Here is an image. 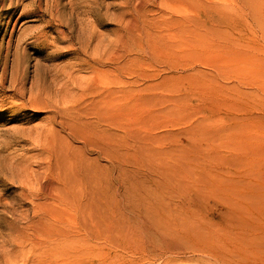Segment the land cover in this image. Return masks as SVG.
I'll return each instance as SVG.
<instances>
[{
  "label": "rangeland",
  "instance_id": "rangeland-1",
  "mask_svg": "<svg viewBox=\"0 0 264 264\" xmlns=\"http://www.w3.org/2000/svg\"><path fill=\"white\" fill-rule=\"evenodd\" d=\"M207 3L215 4L217 10L209 13ZM142 4L147 9L140 10ZM247 5L245 0H0V264H89L100 251L93 243L91 256L83 250L66 257L67 248L62 249V243L59 244L62 233L71 224L72 214L53 204L48 193L53 186L63 183L58 173L67 166L56 155L55 149L63 139L51 129L53 110L44 108V97L41 96L40 103L34 95L42 90L74 109L92 99V82L98 75H104L107 83L114 85L111 89H128L137 80L139 97L149 92L145 90L149 84H154L157 100L169 97L173 102L170 114L175 124L166 128L156 125L154 132L145 131L142 136L147 137L149 132L166 134L168 140L160 144L170 150L173 160L168 161L176 163L179 154L192 156L182 148L186 143L184 148L190 146L187 135L178 137L180 132L186 134L191 124L202 121L207 129L223 131L216 137L227 146L237 142L232 128L239 125L237 136L247 149L239 150L238 155H248L251 148L246 165L252 160L257 165L251 175H264V26L260 24L264 19V0H248ZM199 17L208 19V23L195 27L181 22ZM176 66L188 68L182 78L171 72ZM151 75L156 77L148 79ZM115 77L124 84H114ZM21 86L25 88L23 95L17 90ZM39 104L41 108L37 107ZM236 118L250 120L236 124ZM176 140L180 147L174 143ZM75 145L81 148L79 142L73 144L72 155L79 156L81 149ZM171 148H176L177 153ZM226 152L221 153L228 155ZM88 154L90 159L96 157L93 152ZM99 165L105 168L106 162L101 160ZM189 167L194 170L191 164ZM123 169L128 177L129 167ZM193 172L204 175L200 169ZM123 187L136 190L130 180ZM139 187L150 192L157 186L143 182ZM260 187L257 194L246 190L254 205L241 210L247 212L246 224L235 222L244 219L227 215L226 208L214 215L205 209L198 211L202 219H195L203 228L208 227L206 236L220 232L215 236L218 242H225L226 234L228 239H243L238 225H255L248 235L264 252V214H258V208H264V184ZM105 191L108 202L115 203L119 193L116 188L111 185ZM208 225L214 226L217 233ZM255 261L254 264H264V253ZM174 264L201 263L178 260Z\"/></svg>",
  "mask_w": 264,
  "mask_h": 264
},
{
  "label": "bare ground",
  "instance_id": "bare-ground-1",
  "mask_svg": "<svg viewBox=\"0 0 264 264\" xmlns=\"http://www.w3.org/2000/svg\"><path fill=\"white\" fill-rule=\"evenodd\" d=\"M152 1L155 2V0ZM245 1L248 7V0ZM206 5H209L206 6L209 13L217 10L213 3ZM139 7L140 10L147 9L144 4ZM207 20L199 17L198 20L182 19L181 22L200 27V24L208 23ZM209 22L213 23L212 20ZM260 24L264 26L263 18ZM262 31L264 32V29ZM187 70L186 66L171 68V72L177 78H182L183 72ZM103 76L98 75V78H95L97 80L92 82L94 83L91 87L92 99L85 100L83 104L80 103L78 107L76 105L74 109L64 101L54 100L48 95L47 90L34 93L40 103L41 96L44 97L46 102L44 108L53 110L54 120L51 123L53 124L51 129L61 135L60 140L63 139V142L61 141L62 143L55 149L60 162L67 166L58 173L63 183L51 186L52 189L48 195L53 204L63 207L72 214L71 224L67 227L66 233H62V239L59 242V244L62 243V249L67 248L65 256L70 257L83 250V253L91 256L94 252L91 249L94 243L100 248L94 258L98 262L93 259L89 264H174V261L178 260L195 261L201 264H254L255 259H261L264 252L248 235V231L255 225L248 227L238 225V230L241 229L244 236L243 239H228L229 234H223L228 238L223 239L225 242H218V238H215L218 233L212 228L214 226L208 225L217 233H211L213 235L211 237V235L206 236L208 227L205 229L203 225L197 223V220L202 219L199 217L201 212L198 214L201 209L214 215L218 214L222 208L229 211L227 215L242 216V220L244 219L242 222L233 219L235 222L244 224L249 222L245 218L247 212L241 213V210H246L249 204L254 206L248 200L246 190L249 189L257 194L256 191L260 190V185L264 184V175H251L254 172V166L257 165L253 164L252 160L246 165L251 148H248L250 151L248 155H238L239 150L247 149V146L243 148L239 142L241 126L232 128L233 137L237 142L233 141L227 146L216 137L223 131L207 129L200 123L202 121L191 124L189 129L185 130L186 134L180 132L178 137L187 135L190 148H184L187 143L182 148L192 156L183 157L184 155L180 154L181 157L177 156L178 161L188 160L190 163H187L188 165H183L178 161L172 163L170 161L173 157L170 155V150L162 147L164 141L169 138L166 134L154 135L149 132L151 135L148 134L147 137H143L142 134L153 130L156 125H163L162 128H166L169 124H175L170 114L173 102L169 97L157 100L154 84H149L145 88L149 92L139 97L140 90L136 88L137 80H133L128 89H111L109 87L112 84H108ZM153 77L156 76L151 75L148 79ZM117 78L114 84L118 86ZM112 80L114 81V78ZM17 90H19V95H23L25 88L21 86ZM92 91L89 93L91 94ZM40 106L41 104L37 105V107ZM253 118L259 119L258 121L262 120L261 117ZM234 120L236 121L234 123L240 124L250 119L238 120L236 118ZM56 126L60 128L57 131ZM52 133L54 137L55 134ZM55 140L53 139V142L56 143ZM76 142L81 144V148L78 147L79 144L75 145L81 149L79 150L82 152L80 157L72 155V145ZM195 142L197 145H194ZM174 143L181 146L177 140ZM173 150L175 151L176 148ZM223 150H226L228 155H223L221 153ZM253 151L259 152L258 150ZM89 152H93L96 157L90 159L91 157L88 156L90 157L88 158ZM197 155L200 156L197 157ZM101 160L106 162L105 168L99 165ZM60 162L57 161L58 164ZM190 164L194 170H190ZM125 166L129 167L128 177L125 176L126 169H123ZM195 169H200L204 175L194 173ZM143 170L149 173H142ZM140 175L144 176V179L141 180ZM216 176L218 178L214 180ZM129 180L133 186H136L135 191L124 189L123 186L127 185ZM143 182H148L149 185L154 184L157 189L154 188L155 191L152 189L153 191L147 192L139 187ZM111 185L119 192L113 204L108 202L105 191ZM172 202L176 203V206H171ZM258 212L261 217L264 214V208H258ZM219 216L224 215L220 213ZM196 217L199 218L196 220ZM228 223L229 226H233L231 225L233 223ZM218 225L216 224V228ZM232 231L229 230V233ZM263 234L260 233L262 236ZM56 244L58 245V242ZM232 244L236 246L231 247ZM37 245L41 246V242L38 241ZM249 252L252 256L248 254Z\"/></svg>",
  "mask_w": 264,
  "mask_h": 264
}]
</instances>
